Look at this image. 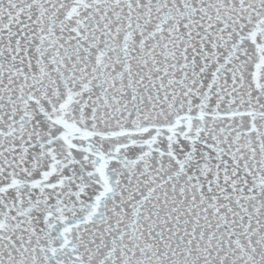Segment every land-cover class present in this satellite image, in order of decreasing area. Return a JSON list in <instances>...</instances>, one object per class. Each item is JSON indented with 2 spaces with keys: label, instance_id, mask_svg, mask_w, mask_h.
Returning <instances> with one entry per match:
<instances>
[{
  "label": "water",
  "instance_id": "obj_1",
  "mask_svg": "<svg viewBox=\"0 0 264 264\" xmlns=\"http://www.w3.org/2000/svg\"><path fill=\"white\" fill-rule=\"evenodd\" d=\"M0 264H264V0H0Z\"/></svg>",
  "mask_w": 264,
  "mask_h": 264
}]
</instances>
